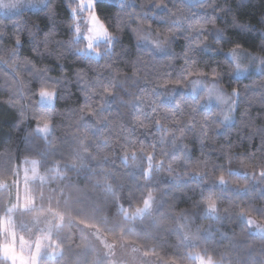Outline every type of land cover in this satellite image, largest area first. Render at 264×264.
Masks as SVG:
<instances>
[{
    "label": "trees",
    "instance_id": "trees-1",
    "mask_svg": "<svg viewBox=\"0 0 264 264\" xmlns=\"http://www.w3.org/2000/svg\"><path fill=\"white\" fill-rule=\"evenodd\" d=\"M157 4L124 0L136 44L129 37L131 51L122 47L103 66L90 58L93 70L80 75L30 71L11 44L13 29L0 36V229L13 198L7 183L36 160L42 178L28 185L33 205L12 215L19 238L36 242L51 233L38 264H111L96 236L159 264H198L194 253L219 264H264V235L244 219L264 223V132L221 124L220 106L201 99L204 90L192 93L203 79L199 59L149 55L194 2ZM0 19L27 31L15 13ZM41 86L56 92L53 105L37 102ZM245 86L257 89L245 93L250 113L264 117V77L231 85ZM125 146L144 150L125 163ZM249 173L263 178L257 183ZM149 194L157 197L154 209L133 216ZM0 264L13 263L0 254Z\"/></svg>",
    "mask_w": 264,
    "mask_h": 264
},
{
    "label": "clouds",
    "instance_id": "clouds-1",
    "mask_svg": "<svg viewBox=\"0 0 264 264\" xmlns=\"http://www.w3.org/2000/svg\"><path fill=\"white\" fill-rule=\"evenodd\" d=\"M165 3L158 0L157 7ZM123 5L124 0H90L88 7L84 0H0V12L15 13L23 22L20 27L27 25V31H16V25L0 19V36L8 37L9 28L13 29L11 44L25 54L30 71L63 73L71 69L80 75L93 70L90 58L103 66L106 59L129 45V37L136 44V32L124 21L130 10ZM92 15L103 24L106 35L90 38ZM147 27L151 29L150 24ZM163 36L152 42L149 55L158 57L163 52L190 62L199 59L203 66L197 67V73L212 82L201 99L216 101L220 106L216 119L221 124L255 125L256 132H264V123H256L264 117L250 113V97L245 95L257 89L231 87L254 75L264 77V0H194L183 22L168 27ZM26 44L30 47L25 48ZM125 50L131 51L130 46ZM42 87L33 95L39 97L37 102L51 104L56 92H44ZM105 94L111 90L106 89ZM138 150L144 149L125 146L124 162L135 161Z\"/></svg>",
    "mask_w": 264,
    "mask_h": 264
},
{
    "label": "rangeland",
    "instance_id": "rangeland-1",
    "mask_svg": "<svg viewBox=\"0 0 264 264\" xmlns=\"http://www.w3.org/2000/svg\"><path fill=\"white\" fill-rule=\"evenodd\" d=\"M194 2V0H188ZM9 13V12H2ZM200 81V83H196ZM210 80H204L199 78L193 82L191 91L193 94L198 93L201 90H206V87L211 86ZM49 90H44L47 92ZM56 97L51 104L43 101L42 103L53 105ZM216 102L215 100H212ZM43 131L50 129L49 125L41 127ZM151 166L147 169L149 173ZM252 180L260 182L263 178L261 173H249ZM42 178L38 168V162L36 160H28L22 163L20 167L19 176L7 183V186L12 188L13 198L8 207V214L2 218L0 229V254L9 259L13 264H38L39 259L44 249L51 243V233L43 236L36 242L29 241L25 238H19L17 236L13 215L18 207L23 209L30 208L33 205V199L28 191V185L35 179ZM157 197L153 194H149L146 198L144 205L134 212L133 216H141L144 213L151 212L154 209ZM244 219L248 223L250 230L256 234L264 235V223L257 220L252 216H244ZM100 246H102V253L108 255L111 259V264H159V262L149 256L142 254L138 248L129 244L120 243L115 245L113 243H105L103 238L96 236ZM54 253H52L53 255ZM193 256L197 259L198 264H219L209 258L204 257L200 253H194Z\"/></svg>",
    "mask_w": 264,
    "mask_h": 264
},
{
    "label": "snow or ice",
    "instance_id": "snow-or-ice-1",
    "mask_svg": "<svg viewBox=\"0 0 264 264\" xmlns=\"http://www.w3.org/2000/svg\"><path fill=\"white\" fill-rule=\"evenodd\" d=\"M89 3H90V0H84L85 7H88ZM90 21H91V28H92V33H91L90 38L106 35L103 24L94 15L90 17Z\"/></svg>",
    "mask_w": 264,
    "mask_h": 264
}]
</instances>
